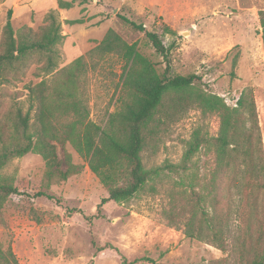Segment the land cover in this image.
<instances>
[{
    "label": "rangeland",
    "instance_id": "obj_1",
    "mask_svg": "<svg viewBox=\"0 0 264 264\" xmlns=\"http://www.w3.org/2000/svg\"><path fill=\"white\" fill-rule=\"evenodd\" d=\"M63 1L73 7L61 9L59 0H0V52L10 11L16 33L24 28L38 31L54 12L65 37L57 47L59 59L52 74L42 70L43 63L34 61L20 81L11 86L0 83V92L8 89L10 94H19L3 101L0 119L12 106L24 112L30 109L29 84L46 82L52 88L56 74L72 71L77 60L85 58L75 97L89 110V120L104 128L120 108L125 63L112 53L103 58L86 56L110 31L127 44H136L160 74L166 68L145 33L126 23V17L160 34L172 48L173 74L201 78L196 91L219 96L232 108L241 96L254 100L264 148V29L260 21L264 0ZM78 20L81 23H71ZM157 130L155 143L143 153L148 170L179 164L197 130L208 139L218 137L220 119L190 108ZM56 145L60 171L70 174L67 180L58 175L49 179L46 162L33 153L0 170V179H10L18 190L0 206V255L11 250L19 264H241L242 180L229 190L231 237L226 249L220 250L186 237L183 228L171 227L165 219L172 198L183 191L177 175L165 171L131 200L100 208L108 197L106 187L71 144ZM213 166V154L203 148L184 176H207L210 181ZM239 175L243 178V168ZM40 192L56 199L36 197Z\"/></svg>",
    "mask_w": 264,
    "mask_h": 264
},
{
    "label": "trees",
    "instance_id": "obj_2",
    "mask_svg": "<svg viewBox=\"0 0 264 264\" xmlns=\"http://www.w3.org/2000/svg\"><path fill=\"white\" fill-rule=\"evenodd\" d=\"M87 1V0H84ZM61 9H71L73 3L59 0ZM12 14L3 31L0 52V83L11 86L25 76L30 65L43 63L42 70L52 74L59 59L58 45L64 40L62 25L54 12L47 17L46 26L34 31L24 28L15 32ZM264 29V12H260ZM136 31L145 33L155 51L164 59L165 71L160 74L155 65L140 52L137 45H129L110 31L102 43L86 57L94 59L108 53L117 54L125 63L120 108L111 114L103 128L89 120L90 113L81 99L75 97L76 83L81 79L85 58L77 60L72 71L55 75V86L46 82L29 84L26 89L31 107L11 109L0 119V170L14 159L33 153L46 162L47 176L52 179L69 173L60 171L57 145L71 144L85 159L91 171L108 191L99 205L123 203L134 198L151 181L168 171L180 178L183 191L174 196L166 212L171 227L183 228L186 237L207 242L225 250L230 239L232 198L229 190L242 180L240 188V220L244 235L239 241L241 264H264V148L258 112L254 100L241 96L236 107L228 106L216 95H205L195 90L201 81L197 75L173 74L172 48L165 45L160 34L148 31L144 25L123 17ZM81 23L80 20L71 22ZM264 41V30H263ZM2 91V90H1ZM18 92H0V107L7 97H18ZM169 101V104H168ZM166 102V103H165ZM168 109L165 111L164 108ZM190 108L205 115H217L220 134L208 139L197 130L187 143L179 164L166 163L148 170L143 153L155 143L160 125L176 119ZM34 112V115H32ZM206 148L214 156L211 180L207 176L185 177L193 166L194 157ZM243 168V178L239 170ZM18 193L14 182L0 179V206ZM36 197L55 200L45 192ZM261 199V200H260ZM0 264H19L11 250L1 253Z\"/></svg>",
    "mask_w": 264,
    "mask_h": 264
}]
</instances>
